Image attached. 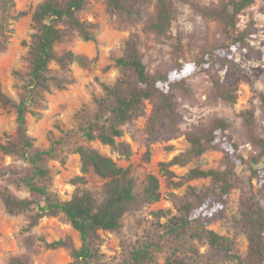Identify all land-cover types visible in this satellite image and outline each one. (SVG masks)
Returning <instances> with one entry per match:
<instances>
[{"label":"trees","instance_id":"obj_1","mask_svg":"<svg viewBox=\"0 0 264 264\" xmlns=\"http://www.w3.org/2000/svg\"><path fill=\"white\" fill-rule=\"evenodd\" d=\"M107 9L120 28L138 27L125 41L124 53L115 58L120 74L114 82L100 81L101 94L94 95L95 110L84 106L78 112L79 126L65 131L68 140L76 138V132L84 140H100L110 145L121 156L130 158L132 146L122 139L124 126L133 124L144 110L146 101L156 99L147 130L151 136L162 130L166 140L185 135L189 146L168 161L160 162L161 174L168 179L177 175L173 165L186 166L200 160L211 150L223 153V167H192L184 176L187 179L208 178L210 183L201 187L190 186L184 193L171 192L175 211L160 209L153 214L157 218L153 228L124 244L122 264H154L158 254L166 253L165 264H264V135L260 133L255 106L244 108L242 137L253 151L245 155L239 140H233L232 128L224 116L213 115L202 123L183 129V116L179 109L178 95L193 99L195 92L189 80L197 73H205L211 81L208 98L213 102L234 105L238 99V86L224 82L215 69L218 62L241 70L236 54L246 49L256 54L250 41L255 32V20L240 28V15L255 0H219L203 3L201 0H105ZM88 0H43L32 11L33 33L29 41L27 59L30 70L25 83V93L15 101L3 87L0 75V104L13 106L17 111V128L7 142L0 138V150L6 154L27 156L34 166V173L24 178L25 184L44 197L45 204L30 198H21L8 188L1 192L6 209L17 214L34 211L30 225L37 224L45 215L63 213L80 233L82 244L76 247L71 241L58 240L48 246L70 248L72 257L82 264H95L101 256L102 231H120L127 214L143 211L162 198L161 180L154 173L138 176L131 166L120 165L112 156L81 140L75 142V150L81 159V174L72 178L75 188L67 199H54L46 186L37 183L38 175H45L40 161L55 150H31L34 137L28 132L29 114H37L33 108L44 91L53 87L63 89L74 82L72 65L85 64L88 58L72 49L58 53L56 46L75 35L84 40H95L93 23L84 19L81 12ZM180 4H188L203 17L217 21L221 41L205 40L201 55L188 61L180 33L174 25L181 12ZM4 8L0 15V53L9 44L10 19L28 14L26 10L12 14L15 0H0ZM151 33L159 42L172 47L174 66L152 70L145 60L141 33ZM55 62L61 71L54 74L50 64ZM260 108L264 115V91L257 90ZM149 161L150 150L146 153ZM90 177L103 181L90 184ZM176 186L182 181L175 183ZM235 189L241 190L239 221L248 241L242 252L235 237L223 234L210 224L225 216L229 198ZM166 218L164 222L161 218ZM204 248V250H202ZM13 264H29L19 258Z\"/></svg>","mask_w":264,"mask_h":264},{"label":"rangeland","instance_id":"obj_2","mask_svg":"<svg viewBox=\"0 0 264 264\" xmlns=\"http://www.w3.org/2000/svg\"><path fill=\"white\" fill-rule=\"evenodd\" d=\"M16 6L9 9L12 14L26 10L28 14L18 19H10L11 32L7 49L0 53V75L4 90L15 100L19 101L25 93V83L30 70L27 59L28 47L24 41H29L33 33L32 11L43 0H15ZM203 3H217L219 0H201ZM181 12L174 25V31L180 33L185 46L188 61L200 57L201 47L205 40L221 41L217 21L203 17L188 4H180ZM4 8L0 5V15ZM81 16L93 23L92 31L95 40H84L75 35L56 46L58 53L72 49L85 55V64L74 63L72 74L74 82L66 88L53 87L51 91H44L33 108L37 114L28 116V132L34 137L36 149H48L55 145V150L46 155L41 166L47 170L45 175H38L36 181L46 186L54 199H67L71 196L75 185L72 178L81 174V159L75 150V142L81 140L88 146L97 148L101 152L112 156L120 165L131 166L135 173L144 177L147 173H154L161 180L162 198L147 206L143 211L127 214L120 231H102L103 243L101 256L95 264H122L125 257L124 244L134 241L147 230L153 228L157 219L154 212L164 209L175 211L171 192L184 193L190 186L201 187L210 183L208 178L187 179L184 176L192 167L202 168L223 167V153L211 150L200 160L193 161L186 166L173 165L172 170L177 173L173 179L161 174L160 162L168 161L174 155L186 150L189 142L185 135L166 140L162 130L151 136L147 130L156 99L146 101L144 110L133 124L124 126L122 139L131 144L133 154L130 158L121 156L110 145L100 140L81 139L76 132V138L68 140L65 131L76 130L79 126L78 112L87 106L95 110L94 95L101 94L103 88L100 81L114 82L119 74V67L115 65V58L121 56L125 50V41L132 31L138 27L120 28L107 9L105 0H88ZM255 20V32L250 41L256 49V54H250L241 49L236 54L241 70L218 62L215 69L222 80L228 84L238 86V99L234 105L213 102L208 98L211 81L205 73L197 72L190 80L195 96L188 99L178 95L179 109L183 116V129L193 124L202 123L213 115L224 116L232 124L229 133L233 140H239L241 151L248 155L253 148L242 137V119L240 111L255 106L258 117L259 130L264 135V115L260 108L257 90L264 91V0H255L241 15L239 26L244 28L248 22ZM142 49L145 60L154 71L158 68L168 69L174 66L172 47L167 42L157 41L151 33H141ZM52 73L60 74L59 66L50 64ZM17 128V111L13 106L4 107L0 104V138L3 142L15 134ZM150 150V160L146 161V153ZM34 173V166L27 156L22 154H6L0 150V264H13L15 258L29 264H82L75 260L68 247L52 248L48 243L58 240H69L76 247H80L82 240L77 231L63 213L45 215L35 225H30L34 211L26 210L17 214L10 213L5 206L1 192L8 188L13 194L21 198H30L45 204L44 197L32 192L24 182V178ZM182 184L176 186V182ZM102 180L90 177L91 185L100 186ZM241 190L235 189L229 198V205L225 216L214 220L210 227L216 231L235 237L242 252L247 250L248 241L239 221V205ZM264 204V196L262 197ZM166 218H161L164 222ZM204 250V248H202ZM166 253L158 254L154 264H165Z\"/></svg>","mask_w":264,"mask_h":264}]
</instances>
